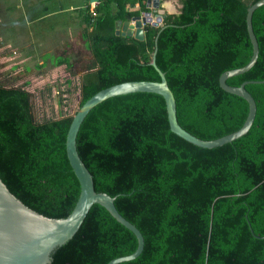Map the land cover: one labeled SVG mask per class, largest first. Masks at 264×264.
Instances as JSON below:
<instances>
[{
	"label": "trees",
	"instance_id": "trees-1",
	"mask_svg": "<svg viewBox=\"0 0 264 264\" xmlns=\"http://www.w3.org/2000/svg\"><path fill=\"white\" fill-rule=\"evenodd\" d=\"M145 1L103 0L96 17L85 15L92 67L74 87L78 107L115 84L159 81L150 65L159 32L155 62L175 98L178 124L202 140L237 131L248 105L218 80L250 60L245 17L258 0H179L178 14H165L161 31L144 27L143 42L115 35V21L148 11ZM252 29L258 58L226 81L247 82L256 104L241 138L194 146L170 131L164 99L151 93L109 98L83 120L76 148L95 191L115 197L116 210L144 239L141 254L120 264H264V83H252L264 81V5L254 11ZM70 122L71 116L35 121L29 93L0 86V179L48 218H65L79 195L66 156ZM136 246L135 236L95 204L50 264H107Z\"/></svg>",
	"mask_w": 264,
	"mask_h": 264
},
{
	"label": "water",
	"instance_id": "water-1",
	"mask_svg": "<svg viewBox=\"0 0 264 264\" xmlns=\"http://www.w3.org/2000/svg\"><path fill=\"white\" fill-rule=\"evenodd\" d=\"M160 2L161 0H146L145 7L148 11L128 17L124 21L116 20L114 24L115 35L132 37L136 41L143 42L146 25L159 28L161 31L165 11ZM263 5L264 0H258L246 12V30L252 46L250 60L243 67L225 71L218 80L223 91L244 99L248 105L246 119L237 131L214 140H202L178 124L175 98L167 85L165 74L158 69L155 62L158 32L154 40V51L150 65L157 72L159 81H127L107 87L87 99L71 116L65 142L66 156L78 181L79 195L73 209L65 218H48L28 208L8 190L0 179V264H50L51 254L56 248L72 239L90 208L95 204L102 206L117 223L129 230L137 240V246L133 253L112 259L107 264H120L137 258L143 250V236L132 223L116 210L114 206L115 197L95 191L93 177L80 159L76 148L79 128L90 110L109 98L132 93H151L164 99L170 131L194 146L212 149L244 136L254 122L256 104L245 89L247 82L233 87L227 85L226 81L230 77L249 71L258 58V43L252 29V15L256 9ZM252 83H264V81Z\"/></svg>",
	"mask_w": 264,
	"mask_h": 264
},
{
	"label": "rangeland",
	"instance_id": "rangeland-1",
	"mask_svg": "<svg viewBox=\"0 0 264 264\" xmlns=\"http://www.w3.org/2000/svg\"><path fill=\"white\" fill-rule=\"evenodd\" d=\"M70 2L77 6V4L80 3L84 4L85 0H56L52 6L57 9L58 6H67L70 4ZM24 4L26 6L27 2L25 1ZM78 13L79 11L75 10V14ZM13 14L17 15V17H12ZM37 14L38 9L33 8V6L23 9H16L10 13L8 12V0H0V86L6 88H20L27 91L30 95V105L34 114V119L37 122H42L46 119V117H42L44 115V111L47 112L46 115L48 116L52 115L55 117V119L60 118L56 117L57 114L55 109H53L55 115L51 112V110H49L47 105H45L46 102L43 103L45 108L42 110L43 106L39 102V94L43 95V98H45L49 87H52L49 85L51 84L50 82H53L55 75L58 73L59 79L71 78L74 82H76L78 78L80 81V76L90 69L92 64L91 60H89L88 57L81 52L82 50L79 49L77 52H75L76 57H71L72 60H76L75 65L74 63H71V65L65 70L62 69L52 72L50 71L52 69L50 65L44 64L43 66L39 64L41 58L44 60H52L51 55H29V57H24L20 56L18 51L8 48V38L13 39L12 37L17 35H20L25 42H29L30 40H36L38 43L40 42L41 36H39L38 32L41 26L40 23H37ZM69 14L71 13L65 15ZM56 17L60 16H54L51 19L49 18L42 22L44 23V27L48 24H51L53 22L52 20ZM18 38L16 37L13 40H16L17 42ZM21 40L22 39H19V41ZM28 50L30 52L33 49L28 48ZM23 53L26 55L27 50H23ZM37 64L41 66H36ZM74 85H76V83H74ZM54 86L57 88L56 85ZM43 88H45V90ZM78 102L79 99L77 100L76 93H73V96H70L68 99L69 116H72L75 113L76 109L78 108ZM47 104H49V102H47ZM60 113L62 114V112Z\"/></svg>",
	"mask_w": 264,
	"mask_h": 264
},
{
	"label": "crops",
	"instance_id": "crops-1",
	"mask_svg": "<svg viewBox=\"0 0 264 264\" xmlns=\"http://www.w3.org/2000/svg\"><path fill=\"white\" fill-rule=\"evenodd\" d=\"M25 1L27 2L26 6L24 4ZM55 1L56 0H8V12L10 13H12V11H15L16 9H23L29 6H33V8L38 9L36 20L37 23H40L41 26L38 32L39 36H41V40L39 43L36 40L25 42L20 35H17L12 37L13 39L19 37L17 39V42L16 40L8 38V48H12L18 51V54L24 57H29V55H51L52 60H44L41 58L39 64L43 66L44 64L50 65L52 67L50 71L52 72L62 69L65 70L68 66L71 65V63H74L75 65L76 60H72L71 57H76L75 52H77L79 49L82 50L81 52L85 56H87L89 60L92 59L90 53L85 47V42L82 38L83 32L85 30L89 31L91 29L90 25L87 24L84 20V17L85 15L90 16L88 11L94 9V7H96L95 4H99L103 0H85L84 4L80 3L77 4V6L70 2V4H68L67 6H58L57 9L52 6ZM160 4L162 9L165 11V14H178V11L180 9L179 0H161ZM75 10L79 11V13L75 14ZM68 13L71 14L65 15ZM14 16L17 17V15L13 14L12 17ZM54 16L60 17H56L52 20L53 22L51 24H48L44 27V23L42 22L46 21L49 18L51 19ZM19 39H22L23 41H19ZM28 48L33 50L29 52ZM23 50H27L26 55L23 53ZM60 61H62L63 63L57 64ZM41 65L37 64L36 66Z\"/></svg>",
	"mask_w": 264,
	"mask_h": 264
},
{
	"label": "built area",
	"instance_id": "built-area-1",
	"mask_svg": "<svg viewBox=\"0 0 264 264\" xmlns=\"http://www.w3.org/2000/svg\"><path fill=\"white\" fill-rule=\"evenodd\" d=\"M95 5L97 7L98 4H95ZM88 12L91 18L96 17L95 7L94 9L89 10ZM56 75L53 79V82H50L51 84L49 86H52V87H49L50 91L46 93L44 100L42 98L43 95L39 94V102L42 104V106H43V103L46 102L45 105H47L49 110H51V112L54 113V115H55V112L53 111V109H55L56 114H57L56 117L69 116L68 115L69 97L73 96V93L74 94L76 93L77 100L80 99L79 90H74L75 86L77 87L79 86V79L77 78V81L74 82L71 78L59 79L58 73ZM74 83H76V85H74ZM54 85H56L57 88H55ZM43 89L45 90V88ZM47 102H49V104H47ZM59 102H61V105L59 104ZM44 108L45 106H43L42 110H44ZM60 112H62L61 116L59 115ZM46 114L47 112L44 111V115L42 117H46V118L53 117L52 115L48 116Z\"/></svg>",
	"mask_w": 264,
	"mask_h": 264
}]
</instances>
